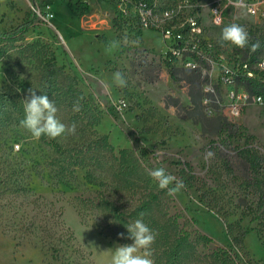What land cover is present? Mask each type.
<instances>
[{"label":"rangeland","instance_id":"rangeland-1","mask_svg":"<svg viewBox=\"0 0 264 264\" xmlns=\"http://www.w3.org/2000/svg\"><path fill=\"white\" fill-rule=\"evenodd\" d=\"M129 1L37 0L35 8L34 0H0V31L18 27L32 11L37 14L26 34L0 39V264H109L115 247L133 242L120 235L123 228L104 202L128 216L143 194L161 189L149 170L163 167L177 180L184 162L191 165L196 185L171 192L174 182L163 189L172 196L169 214L193 236L212 239L197 247L189 264H221L214 254L218 249L230 252L236 264H264V217L256 219L255 194L242 165L230 159L244 147L264 157V104H251L237 119L226 107L217 112L237 127L234 138L205 133L200 123L179 116L176 105L191 107L190 85L181 73L177 81L170 76L169 44L161 30L139 25ZM180 1L155 0L158 17L170 8L176 12ZM194 1L205 16L206 37L228 64L235 63V46H221L218 38L231 23L253 31L251 40L257 38L264 54V21L224 0L223 24L214 26L209 8L216 0ZM48 61L64 72L55 96L67 91V76L77 80L74 96L55 104L57 117L75 123L76 132L35 139L20 125L23 100L29 89L43 94ZM117 71L127 80L124 88L114 83ZM226 89L220 90L223 104ZM77 103L81 110L74 112ZM210 120L206 127L213 131ZM55 145L79 159L69 163Z\"/></svg>","mask_w":264,"mask_h":264},{"label":"trees","instance_id":"trees-1","mask_svg":"<svg viewBox=\"0 0 264 264\" xmlns=\"http://www.w3.org/2000/svg\"><path fill=\"white\" fill-rule=\"evenodd\" d=\"M152 1L153 0H148L150 3ZM80 5L89 10V6L85 2H80ZM34 7H37V0H34ZM36 19V12H30L26 20L18 27L12 29L11 31H0V39L11 40L23 36L31 29ZM249 35L250 37H255L253 31H250ZM256 40L257 38H254L251 42L254 43ZM241 53L243 54L244 60L250 57L252 62L258 55L262 54L260 48L254 53L250 52L248 49L242 50ZM165 62L170 76L175 81L178 80V73H181L184 75V80H186L190 85L189 97L191 100V107L184 108L179 105H174L177 107L179 116H185L186 118L192 119L196 123H200L205 133L213 135L228 133L230 138H234L235 136H232V133L237 129L234 124L227 123L221 116H208L205 113L202 103L205 94L202 86L203 83L205 84L207 82L206 78H203L201 73L197 71L184 70L177 67L175 63L176 61L171 57H168ZM63 73L62 68H57L53 61H48L46 63L44 75L42 77L43 94H47L55 104L63 103V99L67 95L74 96L77 92L75 89L77 80L67 76V79L71 81V84L66 89L67 91L60 93V96L54 95L58 89L59 77L62 76ZM263 79L264 77L260 80H248L241 77L239 82L252 94L264 95ZM208 119H212L213 121V131L208 130L206 127V123L209 121ZM55 148L57 153L64 157L66 161L68 160L69 163L74 161L76 162V159H79H75V157L69 155L58 145H55ZM142 152L143 155L147 154L145 149H143ZM122 157L125 158V152L122 153ZM231 158H234L238 163H240V165H242L246 179L249 181L247 182V187L252 189L255 194L257 199V211L260 213V216H257L256 219L264 217V157L253 148L244 147L239 150L235 149L234 155L230 156V159ZM226 164L229 170L233 169L229 160L226 161ZM181 165L182 168L179 170V179L175 180V183L182 182V188L185 190L195 188L197 178L191 165L187 162H184ZM149 183H151L150 180L146 183V189H150ZM171 199V194H169L166 190H148L146 194H143L139 205L128 216L123 215L114 204L109 202H104V204L106 205L105 209H107L113 217V221L123 228L124 240L126 242H133L129 238L126 226L134 223L137 219H141L157 234L155 243L152 245V258L154 260V264H189L197 257V247L199 245L210 244L212 239L199 233L193 236L190 232L180 228L178 216H171L169 214L168 206ZM201 199L202 202L207 205L205 195H202ZM214 254L215 257L221 261V264H236V258H233L230 255L231 253L228 251L218 249Z\"/></svg>","mask_w":264,"mask_h":264},{"label":"built area","instance_id":"built-area-1","mask_svg":"<svg viewBox=\"0 0 264 264\" xmlns=\"http://www.w3.org/2000/svg\"><path fill=\"white\" fill-rule=\"evenodd\" d=\"M227 1L242 9L247 16L264 21V0ZM131 4L137 9L138 22L142 28L161 30L163 39L169 44L167 58L174 59L177 67L197 71L206 78L203 91L206 87L209 91H204L203 100L208 99L210 103L203 104L205 113L211 110V116H216L218 111L226 107L224 111L231 118L237 119L251 104H264V95L252 94L239 82L241 77L248 80H260L264 77V54L258 55L252 62L250 57L244 60L241 53L244 49L234 47L235 63L228 64L226 57L220 50H214V44L206 37L203 23L205 16L199 13L201 6L196 5L194 0H181L176 12L170 8L162 17H158L159 10L155 0L151 3L148 0H133ZM209 16L214 26L223 24L224 0L212 2ZM214 70H218L215 78L212 73ZM221 88H227L228 102L225 104L222 103Z\"/></svg>","mask_w":264,"mask_h":264},{"label":"clouds","instance_id":"clouds-1","mask_svg":"<svg viewBox=\"0 0 264 264\" xmlns=\"http://www.w3.org/2000/svg\"><path fill=\"white\" fill-rule=\"evenodd\" d=\"M218 43L223 46L229 43L240 49H248L254 53L260 48V42H251V37L247 29L237 23H231L221 29ZM116 47L115 42L109 46L108 51ZM113 80L117 87L124 88L127 86V80L119 71L113 74ZM205 92L209 91L206 87ZM30 95L23 100L24 118L20 121L21 127L31 133L35 139L45 136L49 139H57L65 135H74L76 125H66L58 117V108L54 101L47 94L37 95L36 90L29 89ZM207 105L208 99L202 101ZM81 107L79 103L74 104L73 111L79 112ZM211 116V110L206 113ZM209 157L213 154L209 152ZM149 176L158 183L161 189L168 188L175 182V177L168 174L163 167L151 169ZM183 187L182 182H177L175 189L171 192L179 191ZM129 238L133 241L131 244L120 245L111 252L109 264H154L152 258V245L155 243L156 233L141 219L135 220L134 223L126 226ZM123 236V234H120Z\"/></svg>","mask_w":264,"mask_h":264}]
</instances>
